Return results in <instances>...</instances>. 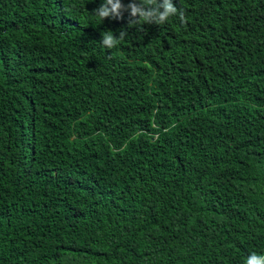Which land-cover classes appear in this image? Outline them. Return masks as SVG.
<instances>
[{
	"label": "trees",
	"instance_id": "obj_1",
	"mask_svg": "<svg viewBox=\"0 0 264 264\" xmlns=\"http://www.w3.org/2000/svg\"><path fill=\"white\" fill-rule=\"evenodd\" d=\"M102 2L0 0V264L264 254V0Z\"/></svg>",
	"mask_w": 264,
	"mask_h": 264
},
{
	"label": "clouds",
	"instance_id": "obj_2",
	"mask_svg": "<svg viewBox=\"0 0 264 264\" xmlns=\"http://www.w3.org/2000/svg\"><path fill=\"white\" fill-rule=\"evenodd\" d=\"M124 11L130 12L129 25L155 24L162 25L173 16H178L181 22L185 21L183 10H178L172 0H132L127 6L121 0H103L101 5L94 10L93 15L101 21L112 18L120 19ZM128 25V26H129ZM127 36L126 31H120L116 37L111 31L101 33L100 44L108 49L116 45ZM245 264H264V254L251 253Z\"/></svg>",
	"mask_w": 264,
	"mask_h": 264
}]
</instances>
